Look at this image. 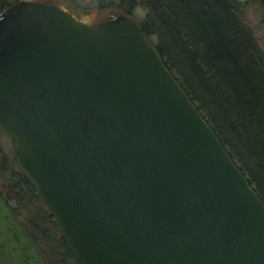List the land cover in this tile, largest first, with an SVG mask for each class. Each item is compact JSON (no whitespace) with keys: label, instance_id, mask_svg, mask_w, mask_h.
<instances>
[{"label":"water","instance_id":"obj_1","mask_svg":"<svg viewBox=\"0 0 264 264\" xmlns=\"http://www.w3.org/2000/svg\"><path fill=\"white\" fill-rule=\"evenodd\" d=\"M0 130L80 264H264V200L134 18L4 9Z\"/></svg>","mask_w":264,"mask_h":264},{"label":"trees","instance_id":"obj_2","mask_svg":"<svg viewBox=\"0 0 264 264\" xmlns=\"http://www.w3.org/2000/svg\"><path fill=\"white\" fill-rule=\"evenodd\" d=\"M118 6L135 20L138 7L147 10L144 20L136 21L149 38L159 37L152 42L165 64L264 200V56L236 0H120ZM5 161L0 147V264H48L35 241L39 231L20 220L12 197L4 192L19 184L30 195L26 208L35 210L44 235L52 238L49 223L61 233V259L80 264L35 187Z\"/></svg>","mask_w":264,"mask_h":264},{"label":"rangeland","instance_id":"obj_3","mask_svg":"<svg viewBox=\"0 0 264 264\" xmlns=\"http://www.w3.org/2000/svg\"><path fill=\"white\" fill-rule=\"evenodd\" d=\"M4 0H0V3ZM8 2L15 0H6ZM71 2V0H69ZM120 0H75L74 5L79 9L78 17L83 21L90 25H98L99 23L115 17L117 15H127L125 12L119 8L118 3ZM241 13V19L243 23L247 26L250 31L253 40L256 42L258 48L262 52L264 56V4L260 0H236ZM1 9V6H0ZM147 10L145 8L138 7L136 9L135 17L138 21H143L146 17ZM131 17V16H130ZM135 19V18H134ZM150 40L154 43H158L159 37L157 35L151 34ZM0 147L3 156L6 158V164L13 166L14 169L19 170L20 167L16 160H14V141L5 135L3 132H0ZM5 164V165H6ZM0 185H2L0 181ZM12 189H5V193L11 198L12 205L17 208L18 216L20 220L24 222V224H29L31 231H39L37 232V236H35V241L38 244L41 252L44 254V257L47 259L48 264H66V262L61 259V233L59 230L53 225V223L46 224L48 222H43L46 224V227L52 232V238L49 239L44 235L43 228L37 224L38 221L35 217V210L30 209V212L26 208L27 202L30 200V195L26 194V191L21 189V185H15ZM19 188L22 190L21 194H15V190ZM15 198H14V197ZM36 205L42 211H45V208L41 205V203L36 200ZM31 217L35 218V224L32 225ZM37 221V222H36ZM47 230V229H46ZM70 262H68L69 264Z\"/></svg>","mask_w":264,"mask_h":264},{"label":"flooded vegetation","instance_id":"obj_4","mask_svg":"<svg viewBox=\"0 0 264 264\" xmlns=\"http://www.w3.org/2000/svg\"><path fill=\"white\" fill-rule=\"evenodd\" d=\"M18 1H21V0H15V1H11V2H8V1L4 0L3 2L0 3V6H1L0 13L4 9H6L10 5H12V4H14L15 2H18ZM25 1H34V2H45V3H48L50 5L58 7L60 9L64 10V11L70 13L78 21L86 23L85 21H83L81 18L78 17L79 9L76 7V5H74L75 0H71V2L69 0H25ZM3 5H5V7ZM86 24H88V23H86ZM88 25H90V24H88ZM91 26H93V25H91Z\"/></svg>","mask_w":264,"mask_h":264}]
</instances>
